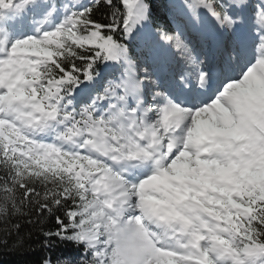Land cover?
<instances>
[{"label": "snow or ice", "instance_id": "6c2138e0", "mask_svg": "<svg viewBox=\"0 0 264 264\" xmlns=\"http://www.w3.org/2000/svg\"><path fill=\"white\" fill-rule=\"evenodd\" d=\"M169 5L0 0V244L30 225L79 249L39 264H264V0Z\"/></svg>", "mask_w": 264, "mask_h": 264}, {"label": "trees", "instance_id": "16d2710c", "mask_svg": "<svg viewBox=\"0 0 264 264\" xmlns=\"http://www.w3.org/2000/svg\"><path fill=\"white\" fill-rule=\"evenodd\" d=\"M152 2L154 4L155 23L167 25L170 21L168 15L169 0H152ZM133 55H135V50H133ZM101 70L104 71L103 68ZM104 74L106 73L104 72ZM52 223L54 221L50 220L49 225ZM21 236L25 239L23 246L17 244L15 234L7 238V245L0 244V264H39L43 256L53 254L61 259L79 258V249L73 244L57 241L53 248L45 249L41 243L42 236L30 225L24 226Z\"/></svg>", "mask_w": 264, "mask_h": 264}, {"label": "rangeland", "instance_id": "374dc122", "mask_svg": "<svg viewBox=\"0 0 264 264\" xmlns=\"http://www.w3.org/2000/svg\"><path fill=\"white\" fill-rule=\"evenodd\" d=\"M73 2L74 0H57L58 4H64L65 6H71ZM180 2V0L176 1V3ZM61 12L63 13V9H61ZM39 19V16H33L31 12H26L21 17L12 18V21H10V26H15L18 34L31 35L33 29L37 27V22ZM20 31H23V33H20ZM189 38L192 40V43L195 44V40H193L191 34ZM119 75V71L108 70V74L104 75V81H101V83H106L108 79H115L118 82ZM99 86L100 85L98 84L97 87Z\"/></svg>", "mask_w": 264, "mask_h": 264}, {"label": "bare ground", "instance_id": "6f19581e", "mask_svg": "<svg viewBox=\"0 0 264 264\" xmlns=\"http://www.w3.org/2000/svg\"><path fill=\"white\" fill-rule=\"evenodd\" d=\"M20 32H22V31H20ZM194 45H196L197 47H199L200 45H201V39H196L195 41H194Z\"/></svg>", "mask_w": 264, "mask_h": 264}]
</instances>
